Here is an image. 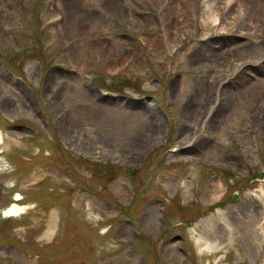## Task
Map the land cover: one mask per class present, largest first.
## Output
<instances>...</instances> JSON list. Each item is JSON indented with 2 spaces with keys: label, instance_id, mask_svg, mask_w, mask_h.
<instances>
[{
  "label": "rangeland",
  "instance_id": "374dc122",
  "mask_svg": "<svg viewBox=\"0 0 264 264\" xmlns=\"http://www.w3.org/2000/svg\"><path fill=\"white\" fill-rule=\"evenodd\" d=\"M199 1L0 0V264H264V0Z\"/></svg>",
  "mask_w": 264,
  "mask_h": 264
},
{
  "label": "bare ground",
  "instance_id": "6f19581e",
  "mask_svg": "<svg viewBox=\"0 0 264 264\" xmlns=\"http://www.w3.org/2000/svg\"><path fill=\"white\" fill-rule=\"evenodd\" d=\"M165 1L166 0H164V2ZM226 2H227L226 4L229 5L231 3V0H227ZM199 4L202 5L201 15H200V20L199 21H203L205 18H207L209 23L212 25V27L215 26L216 24H218L219 23V21H218V19H219V14H218L219 9H217V7H215L214 0H201V1H199ZM167 38H169V40L167 42H170L173 39V36L171 34H169ZM236 72L237 73L239 72L238 76H240V74H241L240 69H238ZM185 108H186V106H185ZM184 109H183V111H184ZM152 127L155 130L156 129L158 130V128L160 127V123H155V125L152 126ZM2 142H3V136L0 134V144H2ZM0 151H1V148H0ZM220 187H221V182L218 181V180H214L213 179L211 181V183H210V187L209 188H210L211 192L214 194L216 189L220 188ZM18 198H19V196L16 195L13 199L16 201ZM23 209H24V207L22 205L17 204L16 202H11L4 209L0 210V214L3 217H16L23 211ZM238 212L240 213L239 210H238ZM246 237H247L246 245H247L248 248H250L251 247V242H253L254 239L256 238V234L254 235L252 233V231L248 229ZM208 247L213 248L214 245L211 242H209L208 243Z\"/></svg>",
  "mask_w": 264,
  "mask_h": 264
}]
</instances>
